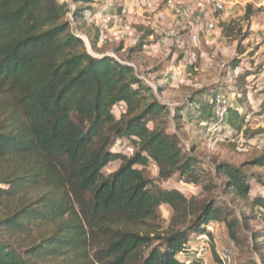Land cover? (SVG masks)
Wrapping results in <instances>:
<instances>
[{
  "label": "trees",
  "instance_id": "obj_1",
  "mask_svg": "<svg viewBox=\"0 0 264 264\" xmlns=\"http://www.w3.org/2000/svg\"><path fill=\"white\" fill-rule=\"evenodd\" d=\"M67 1L0 0V264H187L177 256L213 222L224 223L238 244L240 219L229 220L214 199L186 198L158 184L174 177L200 182V162L178 137L187 105L174 108L170 126L168 107L133 59L118 58L127 50L109 52L99 29H85L94 1ZM145 44L128 55L143 53ZM243 52L238 47L237 56ZM118 103L125 113L116 119ZM227 117L240 132L239 111L229 109ZM152 164L157 177L145 173ZM214 167L225 177L224 193L248 204L264 227V197H250L249 180L264 183L247 171L264 169V153ZM163 205L173 217L166 229L153 225ZM253 237L262 252L264 233Z\"/></svg>",
  "mask_w": 264,
  "mask_h": 264
},
{
  "label": "rangeland",
  "instance_id": "obj_2",
  "mask_svg": "<svg viewBox=\"0 0 264 264\" xmlns=\"http://www.w3.org/2000/svg\"><path fill=\"white\" fill-rule=\"evenodd\" d=\"M68 4L69 9L72 11L74 4L72 2H68ZM92 5L95 8L93 12L107 10L110 8L108 5H111L112 9L117 10L120 2L118 0H101L94 1ZM91 12H87L86 15H91ZM140 13L142 16H152ZM236 15L225 14L224 21L222 22L219 19L215 24L213 32L208 35H199L198 47L193 49V51L185 53L187 56L194 58L195 64L193 67H189L184 62L179 61L178 53L174 55L171 50L167 52L160 49L158 53H152L151 55H147L146 52L138 55H128V49L143 41L142 37L146 35L148 28L140 24L138 22L140 16L132 14V12L129 16L125 17L123 26H108L104 29L106 37H108L107 42H105L106 44L104 43L107 50L110 52L121 45L123 49L127 50L119 53L118 58L121 60L128 57L131 60L133 59L135 72L152 88L156 100L168 107L170 126H172L171 117L174 108L187 105L184 111L183 127L178 133V137L183 150L185 152L191 151L194 157L199 160L201 169H203L201 170V179L196 185L194 195L186 192L176 177L159 182L160 187L176 189L186 198L193 197L196 200L214 199L217 204L216 207L222 208L229 220L232 218L240 219V225L237 229L238 244L231 242L224 223L213 222L209 224L212 229L210 243L212 242V245H214L215 254L211 252L210 248V253L206 257L199 258L202 264L206 263L205 259H207V264H219L217 261L218 254L224 250L229 251L230 264H264V250L262 252L255 250L254 246L259 240L253 237L254 234L264 233L263 225L260 221L254 219V211L248 204L238 200L234 195L228 196L224 193L223 183L225 177L222 174L217 175L214 167L215 163L218 162H226L239 166L264 153V100L261 101L255 96L252 100L253 103H248L247 105L245 100L241 99V101H238L232 97L231 88L237 86L238 83L240 84L241 78L234 79L230 72V68H232L231 63L234 60L237 61L238 47L244 52L248 49L254 51L256 48L255 44H257V39H259L258 33L264 19L257 13H251L248 19L245 18V14ZM171 21V18H169V23ZM173 25L176 26L177 23ZM158 26L164 29L167 28L162 24ZM88 27L90 26H86L85 29L90 33H94V30L98 29L95 25H92L91 28ZM227 27L233 30L230 35L224 31ZM181 29L179 24L175 27V30L182 32ZM127 31H132L133 35H127ZM74 32L80 35L77 33L76 28L73 27ZM184 35L187 36L186 33ZM82 38L86 43L87 49H89L87 39L83 36ZM243 39L245 41L241 42ZM153 44H157L155 39H152L150 43L145 45L147 48H151ZM217 90H219L218 93L226 94L225 96L229 99L231 106L230 109H237L240 113L242 108L250 113L252 108L248 107L254 105L253 107L259 111L258 114L253 116L250 124L243 126L241 120L242 128L240 132L232 130L227 122L229 126L226 131L227 139L229 137L232 138L228 141L215 142L210 138L206 130L200 128L199 121L197 124V120H195L194 115L191 113L193 111L190 109V98L193 100L192 104L202 106L208 103V97L211 92ZM200 91H204L203 94H197ZM255 100H259V103ZM114 116L116 119L120 117L118 113H114ZM227 120H229L228 117ZM169 132H171V129ZM258 137H261L260 140L263 143L252 145L254 139ZM115 167V164L108 166L104 170V173L108 175ZM247 171L248 173L259 174L264 183V169L250 168ZM145 173L149 177H157L158 169L152 164V166L146 169ZM249 185H251L249 192L251 198L264 197L263 186L252 181V179L249 180ZM158 214V222L153 225L166 229L173 219L172 210L169 206L163 205L159 208ZM240 216L244 217L245 220L243 221L242 218H239ZM191 238L189 241H192ZM183 254L189 255V258L185 260H198L195 257L196 253L193 251L191 253L190 249L188 253ZM177 257L181 260L184 259V256L181 254Z\"/></svg>",
  "mask_w": 264,
  "mask_h": 264
},
{
  "label": "built area",
  "instance_id": "obj_3",
  "mask_svg": "<svg viewBox=\"0 0 264 264\" xmlns=\"http://www.w3.org/2000/svg\"><path fill=\"white\" fill-rule=\"evenodd\" d=\"M118 1L121 6L117 10L112 9V6L108 5L110 8L107 10L93 12L91 15H87V22L95 25L99 29L100 44L106 42L108 38L106 37L104 29L108 26H123L125 17L129 16L132 12L125 6L128 0ZM134 4L137 10L143 14L154 15L158 24H165L171 18L172 23L179 24L182 27L181 30L187 34L185 36L184 33L175 30V28L165 29L161 31L162 35L159 43H157L158 45L156 44L157 47L152 46L151 48H147L144 45V52L147 55H151L152 53H158L160 49L167 52L171 50L174 55L176 53L178 55L181 54L180 61L189 67H193L195 61L193 57H189L185 53L196 49L199 43V35H208L213 32L217 21L219 19L222 22L224 21L225 14H237L236 16H240L241 14H245L247 9H250L252 14L257 13L264 19V0H135ZM126 34L133 35V32L127 31ZM258 35L259 39H257L254 51L248 49L242 55L237 56V61H239L237 67L234 69L230 68L234 79L241 78L240 84L238 83L237 86L231 88L232 97L237 100L245 99L251 104L255 96L261 101L264 100V20ZM225 95L224 93H218V91L211 93L208 97V116L203 115L204 105H190V109L193 111L191 113L194 115L195 120H197V124L199 121L200 128L205 129L209 137L215 142L232 139L231 137L227 139L228 136L226 135L229 127L227 124V116L231 106L229 99ZM255 101L259 103V100ZM253 106L251 107L252 111L250 113L241 108L240 117L243 126L250 124L253 116L259 113ZM112 112L113 114L118 113L121 116L125 113V105L123 103L116 104L113 106ZM260 139L261 137L254 139L252 145L263 143ZM133 152L134 150L130 147L125 149V153L129 156ZM181 184L186 192L194 195L196 185L182 182ZM260 213H263L261 216H264V211H260ZM211 234L212 229L208 225L202 234L193 236L191 238L192 241L188 242L190 252L192 253L193 251L196 253V258L206 257L210 253L209 245ZM217 258L219 264H230L228 250L219 253ZM190 261L185 260L187 264Z\"/></svg>",
  "mask_w": 264,
  "mask_h": 264
},
{
  "label": "crops",
  "instance_id": "obj_4",
  "mask_svg": "<svg viewBox=\"0 0 264 264\" xmlns=\"http://www.w3.org/2000/svg\"><path fill=\"white\" fill-rule=\"evenodd\" d=\"M94 1L97 2V1H101V0H94ZM134 3H135V0H128V1H126L125 6H127L132 11V14L139 15L140 16V20L138 22L140 24L145 25L146 27H148L147 28V31L148 32H152V34L149 37H147L146 39H144L143 42L144 43H150L152 41V39H155L156 43H159L160 38H161V35H162L161 34V31H163L165 29L163 27H162L163 28L162 29L160 26H158L160 23L158 24V22L156 21L154 15H152L150 17H148V16H142V14L140 13V11L137 10V8H136V6H135ZM120 6H121V4H120ZM173 24L174 23H172V21H171V23L167 22V23L162 24V25L166 26L167 27L166 29H169V28H173L174 29L178 24L176 26L173 25ZM182 32H184V31H182ZM152 46L157 47L156 44H153ZM217 91H219V90H217ZM243 100H245V99H243ZM247 105H248V102H247ZM208 106H209V103H207V104L204 105V114L203 115H207L208 116V113H209V110H208L209 107ZM248 108H251V107H248ZM181 255L184 256V259L189 258V255L188 254H181ZM205 262H206L205 264H207V259H205Z\"/></svg>",
  "mask_w": 264,
  "mask_h": 264
}]
</instances>
